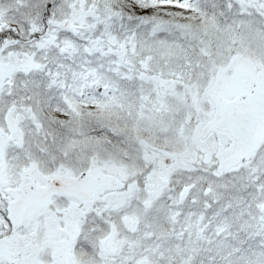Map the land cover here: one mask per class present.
<instances>
[{"label": "snow or ice", "instance_id": "6c2138e0", "mask_svg": "<svg viewBox=\"0 0 264 264\" xmlns=\"http://www.w3.org/2000/svg\"><path fill=\"white\" fill-rule=\"evenodd\" d=\"M0 264H264V0H0Z\"/></svg>", "mask_w": 264, "mask_h": 264}]
</instances>
